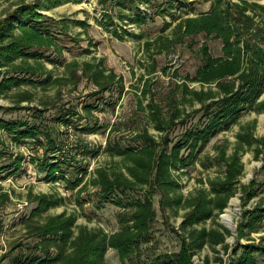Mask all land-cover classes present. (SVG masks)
<instances>
[{"label": "rangeland", "instance_id": "374dc122", "mask_svg": "<svg viewBox=\"0 0 264 264\" xmlns=\"http://www.w3.org/2000/svg\"><path fill=\"white\" fill-rule=\"evenodd\" d=\"M33 2L35 0H0V21L19 5ZM226 2L238 4L241 9L245 3L262 7H246L244 16L251 19V27L255 30L264 27V0ZM211 3L212 0H79L78 3L62 4L50 11H39L55 21L85 22V28L68 23V29L64 31L59 25L52 24L51 32L61 52L52 49L44 51L42 61L52 80L60 82L43 85L40 83L43 77L3 71V76L30 80L0 97V119L40 124V127L36 136L39 142L29 140L17 143L11 135L0 130V168L9 166V169L0 171V264H24L32 257L43 256V252L34 249L39 239L28 225H43L49 218L60 214L74 219L72 239L82 227L100 229L106 234L120 229L118 215L133 211L134 202L143 199V188L133 192L116 190L103 199L91 182L97 170L107 174H126V166L130 162H126L125 156L116 155L112 150L114 146L137 150L143 144L138 136L144 133L156 142L160 141L163 135L154 130L150 119V112L155 106L159 107L165 119L171 112L172 104L177 105L184 115L190 114L184 119L183 126L177 125L167 131L169 146L181 138L186 128L197 123L202 113H191L199 105L189 104L185 90L209 89L190 79L203 64L202 46L207 47L213 58H219L222 56V43L218 38H208L203 33L180 39L172 32L181 19L208 13ZM136 8L146 17L145 23L134 25L127 20L121 21L123 16L132 15ZM106 16L112 19V26L105 23ZM166 23L171 25L164 29ZM115 32L120 39L114 37ZM88 43L95 46L89 47ZM147 44L150 46L147 47ZM87 48L89 54L84 52ZM34 51L37 50L28 52ZM98 60L103 61L108 71L121 78L122 88L115 85L107 93L92 97L96 89L82 77L81 68L84 63ZM73 63L78 65L73 66ZM211 88L215 91L213 85ZM22 92H28L31 100L19 102ZM261 100H264V95ZM89 105L92 108L87 113L83 106ZM67 109L76 112L80 119L74 117L70 124L58 123L57 118ZM252 121H255L253 136L264 138V113L243 114L236 125L221 131L209 141L194 166L172 171V177L181 186L177 193L188 197L197 189H208L209 180L223 176L224 166L218 160L219 152L225 150L229 156L236 144V135ZM87 129L92 132L85 131ZM46 135L57 144L54 152L48 151L49 147L45 145ZM47 158L62 164L55 175L56 181H50L46 171L39 169L38 163ZM17 159H21L19 165ZM241 160L244 168L234 197L212 220L195 226L197 230L205 228L221 232L225 236L227 252L222 245L213 248L206 245L192 257V264H229L233 247L258 244L264 237L262 219L256 230L244 231L247 235L237 239L242 212L251 211L259 204L264 206V149L257 159L252 150H245ZM79 178H83L81 184L71 189L70 185ZM251 182H254L257 195L248 200L243 190ZM39 196L50 198L54 204L40 216L31 217L37 205L35 199ZM158 200V196H153L156 216L149 235L135 247L126 264H156V258L161 255L179 251L182 234L174 232L179 233L186 210L182 207L160 210ZM226 211L231 213L229 222L224 219ZM51 251L54 253L53 249ZM104 261L105 264H120L113 250L106 252ZM257 264H264V257H257Z\"/></svg>", "mask_w": 264, "mask_h": 264}, {"label": "trees", "instance_id": "16d2710c", "mask_svg": "<svg viewBox=\"0 0 264 264\" xmlns=\"http://www.w3.org/2000/svg\"><path fill=\"white\" fill-rule=\"evenodd\" d=\"M78 1L35 0L31 4L19 5L15 11L0 21V97H4L12 88H18L22 83L30 80L18 76H3L5 70L24 76L43 77L40 82L43 85L60 82V80H52L51 73L45 69L42 61L44 51L52 49L61 52L51 32L52 24L59 25L65 31L69 24L85 28V22L65 19L55 21L39 11H50L62 4L78 3ZM246 7L262 9L257 4L245 3V7L241 9L238 4H230L226 0H212L208 13L181 19L174 25L172 33L180 39L201 33L208 38H218L222 43V56L213 58L208 53L207 47L202 46L203 64L195 70L190 81L206 85L209 89L196 91L186 88L185 94L188 96L189 104L199 105V108L191 113H202V115L197 123L185 129L179 140L169 146L167 131L177 125L183 126L184 119L190 114L184 115L177 105L172 104L171 112L165 119L159 107L155 106L150 112V119L154 124V130L163 135L160 141L156 142L144 133L138 136V139L143 140V144L137 150L114 146L112 148L114 153L125 156L126 162H130L126 166V174L96 171L91 185L98 188L103 199L116 190L133 192L143 188L141 190L145 192L142 201L134 202V209L130 214L118 215L120 229L112 234H106L100 229L89 230L82 227L72 239L74 219L63 214L49 218L43 225L29 224L28 227L35 231L39 239L34 249L43 252V256L32 257L24 264H105L104 257L108 250L117 253L120 264H126L135 247L149 235L151 224L155 220L153 196L159 197L160 210H165L167 207L173 210L182 207L186 210L180 223L179 233L174 232L182 234L179 235V251L161 255L156 258V264H192V257L206 245L211 248L222 245L223 250L227 252L228 246L224 244L225 236L221 232L205 228L197 230L195 226L212 220L216 213L225 209L229 200L234 197L236 185L244 168L242 153L245 150H252L255 159L262 155L264 138L257 139L253 136L255 121L240 129L236 135V144L229 156L226 155L225 150L219 152L218 160L224 166V173L221 177L209 180L208 189H197L194 194L184 198L177 193L181 186L172 177V171L187 170L194 166L209 141L221 131L229 130L236 125L243 114L264 113V100H261L264 95V27L258 30L251 27V19L244 16ZM239 13L240 18H238ZM125 20L130 24L141 25L145 23L146 17H143L136 8L132 15L121 18L122 22ZM105 23L108 26L113 25L109 16H106ZM170 25L171 23L164 24V29ZM113 35L116 39H120L116 32ZM88 46L95 45L88 43ZM149 46L150 44H147V47ZM33 49L37 51L28 52ZM84 52L89 54V48ZM81 74L96 89L91 94L92 97L107 93L115 85H120L122 88L121 78L108 71L102 60L84 63ZM212 85L215 91L212 90ZM30 100L31 95L28 92L19 94V102ZM91 108L90 105L83 106L87 113H90ZM74 117L80 119L76 112L67 109L56 121L70 124ZM39 127L40 124L0 119V130L11 135L17 143L37 141ZM85 131L92 132L88 129ZM45 145L49 147L48 151L56 150L57 144L48 135L45 137ZM20 162L21 159H17V165ZM38 164L39 169L46 171L50 181H56L55 175L59 173L62 165L60 162L47 158ZM7 169L9 166L6 169L0 168V171ZM82 179L74 180L70 188H77ZM243 192L248 200L256 197L254 182L245 187ZM35 201L37 205L31 212V217L40 216L54 204L46 196H39ZM262 219H264V206L260 204L251 211H243L237 227V239L247 235L244 231L256 230ZM257 257H264V237L258 244L246 243L233 247L229 264H257Z\"/></svg>", "mask_w": 264, "mask_h": 264}, {"label": "bare ground", "instance_id": "6f19581e", "mask_svg": "<svg viewBox=\"0 0 264 264\" xmlns=\"http://www.w3.org/2000/svg\"><path fill=\"white\" fill-rule=\"evenodd\" d=\"M230 216L231 213H229V211H226V214L224 215V219L227 220V222H229L228 219L230 218Z\"/></svg>", "mask_w": 264, "mask_h": 264}, {"label": "built area", "instance_id": "2783aa9c", "mask_svg": "<svg viewBox=\"0 0 264 264\" xmlns=\"http://www.w3.org/2000/svg\"><path fill=\"white\" fill-rule=\"evenodd\" d=\"M251 33H253V30H251Z\"/></svg>", "mask_w": 264, "mask_h": 264}]
</instances>
